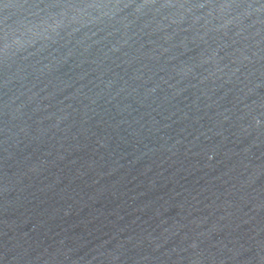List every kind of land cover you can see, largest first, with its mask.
<instances>
[{"label": "water", "instance_id": "water-1", "mask_svg": "<svg viewBox=\"0 0 264 264\" xmlns=\"http://www.w3.org/2000/svg\"><path fill=\"white\" fill-rule=\"evenodd\" d=\"M0 264H264V0H0Z\"/></svg>", "mask_w": 264, "mask_h": 264}]
</instances>
